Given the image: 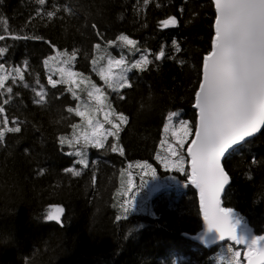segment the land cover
Returning <instances> with one entry per match:
<instances>
[{"label":"trees","instance_id":"16d2710c","mask_svg":"<svg viewBox=\"0 0 264 264\" xmlns=\"http://www.w3.org/2000/svg\"><path fill=\"white\" fill-rule=\"evenodd\" d=\"M48 12L55 15L48 17ZM173 15L178 26L162 28L159 22ZM213 23L211 0H45L43 6L38 0H0V35L6 37L0 47L9 49L0 62L9 69L3 75L13 73L0 88V103L9 100L0 114V130L17 124L21 129L5 131L0 142V264H227L220 254L231 242L206 248L188 237L203 226L197 193L186 178L188 165L179 173L156 159L157 153L162 157L169 113L181 112L195 130L194 91L211 47ZM120 35L137 43L125 45ZM131 48L153 63L130 74L131 88L109 92L113 117H127L117 146L123 154L88 146L83 148L88 156L84 168L70 154L79 146L67 141L82 127L76 111L86 103L75 97L73 92L80 90L72 83H49L45 60L56 51L68 59L75 51L69 70L78 79L87 82L91 76L103 85L95 71L108 69L109 59L116 64L120 51L125 55ZM161 49L165 57L157 61ZM95 55L104 59L94 68ZM63 79L69 80L66 72ZM110 144L112 139L105 148ZM144 161L168 186L147 199L146 211H134L126 204L133 190L148 196L144 185L149 176L138 167ZM68 168L81 175L65 172ZM224 168L231 179L224 206L256 235H264V129L224 160ZM53 206L63 208L59 222L46 219ZM231 244L233 252H241L239 264H245L246 249Z\"/></svg>","mask_w":264,"mask_h":264},{"label":"snow or ice","instance_id":"6c2138e0","mask_svg":"<svg viewBox=\"0 0 264 264\" xmlns=\"http://www.w3.org/2000/svg\"><path fill=\"white\" fill-rule=\"evenodd\" d=\"M148 0H145L147 3ZM214 7V23L212 25L214 35L211 38V47L202 60L201 79L198 82L197 89L194 91V108L198 110V118L194 125L189 121L181 119V113L171 112L168 114V123L164 125V131L170 130L173 118H177L178 128L172 132L176 138L179 147L184 148L187 143L188 147L185 152L178 153L175 146L168 145L167 152L172 157H177L175 161H171L168 157L162 158L159 153L156 159L168 168L171 166L179 173L185 172V157L188 158L189 171L186 178L191 185H194L200 193V208L203 213L204 222L206 224L205 231L201 234L200 239L205 243L208 242H234L236 245H243L246 249L244 256L248 264H264V236L250 235L249 230L238 232V228L242 224V218L234 213L232 208H224L221 206V196L225 191V186L229 184V174L225 171L222 160H226L231 154L237 150L241 144L246 143L248 138L264 129V0H211ZM38 4L43 6L45 0H38ZM183 10L181 9V12ZM37 15H40L38 12ZM48 17L55 15V12L46 13ZM162 28L178 26L179 21L176 16H169L167 19L159 22ZM95 28V25L92 26ZM97 36H100L97 31ZM102 38V37H101ZM6 37L0 35V41H4ZM13 40L18 39H39V37L13 36ZM118 40L125 45H135L137 42L130 39L127 35H120ZM108 43L115 44L116 41ZM173 47L178 52L179 45L173 41ZM97 49L100 44L95 45ZM8 47H0V58L8 52ZM75 57V51L64 61L68 64ZM165 57V51L161 49L155 60ZM174 58V57H173ZM47 63V61L45 62ZM119 66L123 63V57L116 60ZM149 63L147 55H142L141 60H137L131 67H124L122 72L115 78H111V66L113 60H108V69L101 72L102 79L108 84V87L117 90L119 88H131L132 84L128 82V73L132 69L143 71ZM183 64V61H180ZM95 64V60H93ZM5 65L0 63V73L4 71ZM19 79L24 80L23 74L17 68ZM61 80H52L49 77V83L55 87L58 83H70L64 80V69H60ZM75 75L69 72V77ZM7 76L0 74V88L4 87ZM16 78L13 77V83ZM37 84L39 81L37 80ZM25 87L27 85L25 84ZM94 91H89L88 96L92 97L94 92H98L92 85ZM7 93H12V88H6ZM39 96L40 93H37ZM123 97H121L122 99ZM42 99V97H41ZM96 99L99 101V97ZM40 103L41 100L35 101ZM9 100H3L0 103V114L4 113V104H8ZM69 112L74 111L68 109ZM79 116L85 113L76 111ZM5 122L7 117L2 118ZM104 119L112 124L113 131L109 129L107 136H112L119 140L120 126L109 120V114L106 113ZM122 122H127V117L123 113L119 114ZM88 125H92V120H87ZM99 122H97L98 124ZM73 128L76 125L72 126ZM103 125L99 127L93 126L90 135L83 136V144L94 141L93 147L96 149H104L113 153L123 149L117 148L115 143L105 148L107 136L100 131ZM5 131L11 133H19L21 131L19 125L11 128L0 130V142H2ZM193 137L188 142L189 137ZM79 142V138L77 141ZM63 145L65 140L60 138ZM72 144L73 141H67ZM165 141H161L163 145ZM80 156L78 161L84 168L88 167L86 153L77 151L70 153ZM253 163H256L253 160ZM151 170V176H156V169L144 161L142 165H138ZM75 176H80L81 172L68 168L64 170ZM41 174H43L41 172ZM175 178V177H174ZM95 182V176H93ZM133 209L136 203L133 200L126 201ZM54 211H50L46 219L49 221H60L63 208L53 206ZM123 207V205H122ZM128 208H124L125 213ZM119 219V217H117ZM214 230V234H213ZM240 251H232V244L228 243L224 251L220 254V260L226 261L227 264H239Z\"/></svg>","mask_w":264,"mask_h":264},{"label":"rangeland","instance_id":"374dc122","mask_svg":"<svg viewBox=\"0 0 264 264\" xmlns=\"http://www.w3.org/2000/svg\"><path fill=\"white\" fill-rule=\"evenodd\" d=\"M59 56H60V58H59ZM103 59H104V56L95 55L93 58V60H95V64H93V67L95 68L96 66H98L103 61ZM120 59H121V57L115 58V60H120ZM65 60H67V59L63 58L62 54L59 51H56L54 55H52L51 57H49L45 60V62L47 61V63H45V68L49 74V77H51L52 80H59V79H56L54 77L60 78L61 77L60 69H64V73L66 72V74L68 75V79H70V81H71L70 83L73 84V89L80 90V91H74L73 94L75 95V97L77 99H79L80 104L86 103L83 105L82 110H81V112L85 113V115L82 116L83 125L79 129L77 136H75V138L73 140V143L77 144L79 146L77 151H83V148H86L88 146H92L94 143V141H92V142L88 143L87 145L83 144V136L86 134L90 135L93 131V126L99 127V125H103V127L100 129V131L102 133H104L105 136H107V132L109 129H112L113 131L116 130V129L112 128L111 123H109L108 121H106L104 119L106 113L109 114V120L112 121V123L118 124L119 126L121 125L122 121L119 119V116H117V119L113 117V113L108 106V97L110 96V93H109L110 91L111 92H119L123 88L113 90V88L108 87V84L105 82L104 79H102V76H101V72L107 70L106 67L100 68L99 71H95V74L104 82L103 85H97V83L94 81V79L91 76L86 78L87 82L85 80L76 78L75 75H72L71 77H69V72L73 73V70H69V68H68L69 63L65 64L64 63ZM0 63H3V62H0ZM92 63H93V61H92ZM126 66L131 67V65L129 64V58L127 56H124L123 57V63L121 65L118 66L117 64H114L111 66V78L117 77L122 72V69ZM4 69L9 70L6 66ZM135 70H139V69H132L127 74L129 83H130L129 76ZM12 71H14V70H12ZM20 72H22V70H20ZM3 73L4 72H2L1 74H3ZM12 75H13V73L5 74V76H7V78L11 77ZM92 85H94L95 89H98L99 91L94 92V95L92 97H90V96H88V92L94 91V89L92 88ZM104 87H106V88H104ZM97 96L99 97V101L96 99ZM100 112L102 113V116H100ZM179 113H181V112H179ZM180 118L187 120L181 116H180ZM89 119L92 120L91 126L88 125V123H87V120H89ZM187 121H189V120H187ZM97 122H99V123L97 124ZM177 128H178L177 118H173L172 123L170 125V130L168 132H166V134H165V136H166L165 140H164L165 143L163 144L162 153H161L162 158L168 157V159L171 161H175L177 159V157H172L171 154L167 152V148H168L169 144L174 145L177 152L181 153V154L183 152H185V150L187 149V146H188L187 143L184 145V148L181 149L179 147V144H178L176 138L172 135V132L176 131ZM77 138H79V142H76ZM110 139H112V143H115L118 146V140H116L112 136H107L106 141H104L105 145L107 144V141ZM190 139H191V136L188 138V142L190 141ZM80 159H81V157L78 156L77 163H79L78 161ZM86 159L88 162L87 153H86ZM140 165H142V164H140ZM186 165H188V160H185V166ZM138 167H139V169H142V172L145 176H149L147 178L148 182L144 185V188H146L148 191V196L143 197L140 194L139 188L133 190L132 194L129 196V200H133L136 203V205H135L134 209L130 205H129V207L131 209H133L134 211H146L148 209L147 199L150 198L151 196L159 193L160 189L168 186V182L166 180L159 179L157 177V175L155 177H152L150 169L145 168V170H143V167H141V166H138ZM169 167H171V166H169ZM74 170L79 171L76 168H74ZM171 180H173V179H171ZM53 211H54V208H53Z\"/></svg>","mask_w":264,"mask_h":264},{"label":"water","instance_id":"95a60500","mask_svg":"<svg viewBox=\"0 0 264 264\" xmlns=\"http://www.w3.org/2000/svg\"><path fill=\"white\" fill-rule=\"evenodd\" d=\"M196 110V109H195ZM197 111V118H198V110H196ZM263 130V129H262ZM261 130V131H262ZM260 133V132H259ZM259 133H257V134H259ZM257 134H255L254 136H256ZM253 136V137H254ZM253 137H251V138H253ZM251 138H248V140L249 139H251ZM190 143V142H189ZM188 147V146H187ZM222 164H223V160H222ZM229 185V184H228ZM228 185H226L225 186V190H226V188H227V186ZM196 188V187H195ZM197 189V188H196ZM198 190V189H197ZM198 192H199V190H198ZM225 192V191H224ZM224 194V193H223ZM223 194H222V196H221V206L222 207H224L223 206V201H222V199H223ZM199 196H200V193H199ZM224 208H226V207H224ZM202 220H203V226H202V229L197 233V234H194V235H188V237L192 240V241H194V242H196V243H198L199 245H202V246H204V247H207V248H210V247H214V246H216V245H218V244H220L221 242H215V243H213V242H208V243H205L203 240H201L200 239V236H201V234L205 231V229H206V224H205V222H204V218H203V213H202ZM249 230V233H250V235H255L254 233H253V231H252V229L250 228V226L249 225H244L243 223L241 224V226L238 228V232H244V231H248ZM213 234H214V230H213ZM257 236V235H256ZM261 236H264V235H261ZM241 246H243V245H241ZM244 259H245V257H244ZM245 264H248V262L246 261V259H245Z\"/></svg>","mask_w":264,"mask_h":264},{"label":"bare ground","instance_id":"6f19581e","mask_svg":"<svg viewBox=\"0 0 264 264\" xmlns=\"http://www.w3.org/2000/svg\"><path fill=\"white\" fill-rule=\"evenodd\" d=\"M120 55V57H122V56H127L128 58H129V64L130 65H132V64H134L137 60H141V57H142V55H147V54H145L144 52H142V51H139V52H136L134 49H129L128 51H127V53L124 55V53H121V51H120V53H119ZM122 54V55H121ZM147 57H148V55H147ZM129 79H130V76H129ZM176 112H179V111H176ZM168 123V122H167ZM165 134H166V132H164V139H163V141L165 140ZM260 134V133H259ZM74 140V139H73ZM223 166H224V160H223ZM226 171V170H225ZM230 176H229V184H230ZM192 187H193V189L196 191V193H197V196H198V201H199V206H200V196H199V192H198V190L195 188V186L194 185H191ZM229 186V185H228ZM227 186V187H228ZM227 189V188H226ZM226 191V190H225ZM225 193V192H224ZM223 196H224V194H223ZM222 201H223V199H222ZM223 206H224V204H223ZM225 207V206H224ZM227 208V207H226ZM200 211H201V208H200ZM233 211H234V213L236 214V211L233 209ZM201 215H202V211H201ZM203 221V220H202ZM242 223L244 224V225H247L243 220H242ZM251 228V227H250ZM252 229V228H251ZM253 231V230H252ZM253 233H254V231H253ZM255 234V233H254ZM256 235V234H255ZM257 236H261V235H257ZM225 242H229V241H224V242H221L220 244H222V243H225ZM231 243H234V242H231ZM235 244V243H234ZM219 245V244H218ZM217 246V245H216ZM237 246H239V247H244V246H241V245H237ZM245 248V247H244Z\"/></svg>","mask_w":264,"mask_h":264}]
</instances>
